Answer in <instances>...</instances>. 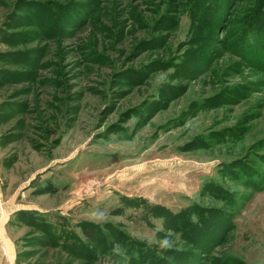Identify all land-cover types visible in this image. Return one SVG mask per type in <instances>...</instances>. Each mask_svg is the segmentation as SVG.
Listing matches in <instances>:
<instances>
[{
	"label": "rangeland",
	"instance_id": "374dc122",
	"mask_svg": "<svg viewBox=\"0 0 264 264\" xmlns=\"http://www.w3.org/2000/svg\"><path fill=\"white\" fill-rule=\"evenodd\" d=\"M263 4L0 0V264H264Z\"/></svg>",
	"mask_w": 264,
	"mask_h": 264
},
{
	"label": "trees",
	"instance_id": "16d2710c",
	"mask_svg": "<svg viewBox=\"0 0 264 264\" xmlns=\"http://www.w3.org/2000/svg\"><path fill=\"white\" fill-rule=\"evenodd\" d=\"M256 11V13H255ZM255 13V16L251 17L249 16L246 21H245V25H243V27L241 28L242 32H241V36L243 38H245L248 34L252 37H255L257 36L260 32H264V4L263 6H261L260 8V11L258 10H254L252 11V15H254ZM249 24H251L253 27H252V30H248L246 27L249 26ZM259 30V31H258ZM240 39V40H241ZM253 49V47H251ZM257 49H260L258 46L254 45V50H257ZM260 50H258L259 52ZM248 59V58H247ZM23 218V219H27V221L32 225V226H35L37 227L39 230L43 231L44 233L46 231H49L50 233H52L54 230H51L52 228L50 227L49 223L44 219L43 217V214L39 213L38 211H31V210H22V211H19L15 218ZM83 235L87 238V239H94V236L91 235V232H89V230H87V228L83 227ZM142 251V250H140ZM142 256L145 255L147 256V254H145L146 252L142 251ZM166 255L165 256H162V257H158L159 259L162 258L161 261L162 264H169V259L174 257V254L173 252L171 253H167V250H166ZM156 257L153 256V259H155ZM174 259V258H173Z\"/></svg>",
	"mask_w": 264,
	"mask_h": 264
},
{
	"label": "clouds",
	"instance_id": "9594fccd",
	"mask_svg": "<svg viewBox=\"0 0 264 264\" xmlns=\"http://www.w3.org/2000/svg\"><path fill=\"white\" fill-rule=\"evenodd\" d=\"M161 247H164V248L171 247V242L169 241L167 237L163 239L161 243Z\"/></svg>",
	"mask_w": 264,
	"mask_h": 264
}]
</instances>
